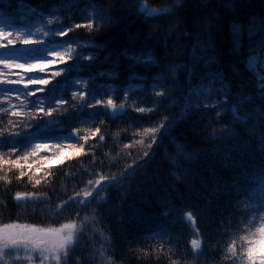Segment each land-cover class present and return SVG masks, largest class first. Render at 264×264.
Returning <instances> with one entry per match:
<instances>
[{
    "label": "trees",
    "instance_id": "obj_1",
    "mask_svg": "<svg viewBox=\"0 0 264 264\" xmlns=\"http://www.w3.org/2000/svg\"><path fill=\"white\" fill-rule=\"evenodd\" d=\"M137 1L0 0V28L9 39L20 33L0 53L27 59L76 48L40 77L53 81L51 91L0 89V153L20 161L0 168V227L76 223L60 264H242L254 239L250 264H264V66L247 65L264 55L256 43L264 31L248 35L264 21V0H147L168 8L151 14ZM89 21L93 29L75 28ZM28 36L44 43L23 45ZM197 39L213 44L196 49L215 56L208 67L190 57ZM125 50L157 62L136 64ZM209 71L222 73L223 85L197 97ZM21 111L28 115H14Z\"/></svg>",
    "mask_w": 264,
    "mask_h": 264
},
{
    "label": "snow or ice",
    "instance_id": "obj_2",
    "mask_svg": "<svg viewBox=\"0 0 264 264\" xmlns=\"http://www.w3.org/2000/svg\"><path fill=\"white\" fill-rule=\"evenodd\" d=\"M177 6H179V0L177 3ZM152 12L155 11H168L167 9H152ZM151 14V13H150ZM3 15V12H0V16ZM54 22L53 18H49L48 23L52 24ZM87 27L89 29L94 28V22L89 21L86 25H76V27ZM73 31V28H68L67 31H59L54 33L57 36H65L68 32ZM264 31V21L259 22V24H256L253 22L250 24L248 29V35L251 40V38L255 35H257L258 32ZM232 32H233V43L236 46V49L239 50L241 47V26L238 24L232 25ZM16 39H9V37L13 36V33L11 31H4L2 28H0V49H10L14 48L19 37L20 33L17 32ZM45 36L49 35L48 32L44 33ZM185 35H188V33H185ZM7 39V43L5 44L3 41ZM23 45H42L44 42L41 40H35L31 36L25 37L22 41ZM257 46L261 49H264V36H261L260 40L256 42ZM199 48L201 50V53H206L209 49L213 48V44L211 42V39L208 40L207 43H204L197 39L196 43L193 44L190 57L191 59L199 62L201 60L204 61L205 67H208L209 65L216 62L215 56H204V55H198L196 52V49ZM2 55L8 56L7 59H0V85H22L23 88L26 90L25 93L28 91V87H25L26 85L31 87L33 85L36 86H46L44 87V93L46 91H51L52 89L48 88L49 85L53 83H49L48 80L40 79L42 76H47L50 74V70L53 66L57 64H63L67 63L68 61L72 60L74 58V54H76V48H74L71 44L68 46V48L64 52L60 51H47L44 54V57H37L32 56L31 54L28 55L27 59L23 57V55H17L15 51H7L4 53H0ZM125 56H127L128 59L133 60L136 64H145V63H153L155 64L157 61L153 55L144 56L143 54H129L127 50L123 53ZM50 57V58H46ZM94 57L92 55H87L84 57L86 60H92ZM257 57L255 55H252L249 57L247 61L248 67L251 69L254 64L256 63ZM64 71H67L68 69H63ZM31 73H40L44 74L41 76H32L29 75ZM192 73V69L189 68V74ZM61 73H58L56 77H59ZM100 76H108L110 78L117 76L118 74L116 72H101L99 73ZM209 77V84L208 85H201L200 88L192 90L194 94L197 97L201 96V93L207 94L211 91V85L215 83L216 81H219L221 85H223V75L222 73L217 72H211L209 71L207 73ZM19 77V79H18ZM133 78L136 77L135 74H133ZM78 82V81H77ZM55 87V85H53ZM261 88H264V84L260 85ZM8 91H17V89H9ZM38 94L41 93H35V96H38ZM203 98L207 99V95H205ZM43 99H39V104L36 105V107L40 108V111L43 112L44 109L40 107L44 104ZM0 111H3V109H0ZM49 114H51L55 109H48L47 110ZM235 111V110H234ZM14 115H24L27 116L28 113L25 112H19L14 113ZM236 119L240 120L242 119L238 114H236ZM3 135V134H0ZM260 147L264 149V134L260 135ZM37 147H46V146H37ZM24 159H27V156L24 157ZM9 163H15L16 166H20V161L17 160L15 162L10 161V159L5 158L4 153H0V168H2L4 165ZM6 177H0V179H5ZM39 183V181H37ZM23 196V194H20ZM19 201V200H18ZM260 232H264V230H258ZM9 240V237L7 235L0 236V241H7ZM260 242L259 239H254V247L255 243ZM253 248L248 249V255L245 261L242 262V264H250V262L255 261L257 259L256 256L253 255ZM52 251H55L54 248L51 249ZM229 251H234V249H229ZM260 260L264 261V255L259 257Z\"/></svg>",
    "mask_w": 264,
    "mask_h": 264
},
{
    "label": "rangeland",
    "instance_id": "obj_3",
    "mask_svg": "<svg viewBox=\"0 0 264 264\" xmlns=\"http://www.w3.org/2000/svg\"><path fill=\"white\" fill-rule=\"evenodd\" d=\"M151 10L148 8L145 12L153 13ZM257 61L264 66V55ZM92 191L94 194L97 187H94ZM75 225L76 223L69 222L55 227H40L24 223L1 226L0 236L7 235L9 240L0 241V264L5 262L22 264L24 259L23 264H60L61 257L67 253L68 246L75 239L77 229ZM52 248L55 251H52ZM261 248L264 249V244Z\"/></svg>",
    "mask_w": 264,
    "mask_h": 264
},
{
    "label": "bare ground",
    "instance_id": "obj_4",
    "mask_svg": "<svg viewBox=\"0 0 264 264\" xmlns=\"http://www.w3.org/2000/svg\"><path fill=\"white\" fill-rule=\"evenodd\" d=\"M137 4H138V8H140L144 12H145L146 9L150 8V7H148L149 4H148V1L147 0H138L137 1ZM163 8H166V6H164ZM167 10H168V8H167ZM254 55L257 57V60L261 57V54L254 53Z\"/></svg>",
    "mask_w": 264,
    "mask_h": 264
},
{
    "label": "water",
    "instance_id": "obj_5",
    "mask_svg": "<svg viewBox=\"0 0 264 264\" xmlns=\"http://www.w3.org/2000/svg\"><path fill=\"white\" fill-rule=\"evenodd\" d=\"M3 87H4V85H0V89H2ZM116 111L119 112V111H121V109H118V108H117Z\"/></svg>",
    "mask_w": 264,
    "mask_h": 264
}]
</instances>
